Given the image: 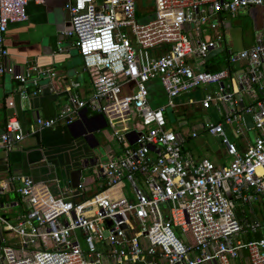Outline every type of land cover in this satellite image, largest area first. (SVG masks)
<instances>
[{
	"label": "built area",
	"instance_id": "1",
	"mask_svg": "<svg viewBox=\"0 0 264 264\" xmlns=\"http://www.w3.org/2000/svg\"><path fill=\"white\" fill-rule=\"evenodd\" d=\"M30 1L42 0H0V76L16 82L21 99L40 93L38 79L55 76L34 62L16 69L6 61L7 26L27 19ZM263 2L152 0L155 16L138 22L136 0H67L68 24L56 43L73 39L91 95L70 94L68 104L52 116H35L31 127L69 124L77 109H90L122 129L111 130L113 149L94 162L93 179L80 172L76 187L68 180L62 187L54 176L53 195L28 175L9 173L0 180V195L6 184L13 185L27 205L14 221L0 215L6 235H0V264H232L240 257L244 264H264V37L256 34L249 46L232 51L222 34L225 15ZM203 29L215 33L201 38ZM219 46L225 53L222 67L206 70L194 62ZM153 49L157 53L148 58L138 53ZM152 81L165 95L155 107L149 103ZM196 90H202L198 98L189 97ZM181 97L185 101L175 104ZM184 104L208 112L197 129L218 138L229 158L225 164L205 156L193 160L182 151L184 138L166 127L164 112ZM131 113L138 121L131 127L112 122ZM184 122L179 119L176 127ZM248 130L251 136L245 135ZM22 136L20 122L9 116L0 149H14ZM235 202L247 206L248 215L239 216ZM256 232L257 239L242 240Z\"/></svg>",
	"mask_w": 264,
	"mask_h": 264
},
{
	"label": "crops",
	"instance_id": "2",
	"mask_svg": "<svg viewBox=\"0 0 264 264\" xmlns=\"http://www.w3.org/2000/svg\"><path fill=\"white\" fill-rule=\"evenodd\" d=\"M66 1L42 0L38 3L28 2L25 8L27 19L23 22L9 23L5 33V45L8 51L7 63L13 65L16 69H20L25 62H34L40 67L53 70L55 76L50 79H38L40 93L26 99H21L16 94L15 81L6 76H0V131L3 129L6 119L14 115L20 122L23 134L22 138L15 143L14 149L8 152L0 149V180H5L9 173L28 175L36 181L45 183L49 192L53 195L58 193L54 182L51 180L54 176L60 179L59 184L63 187L68 182L67 170L78 167L83 160L87 162L83 168H92L95 161H104L113 149L110 142L104 148L101 160H98L95 156L83 158L92 154L91 150L98 145V140L94 135L96 131L109 125L105 115L101 114L103 116V119H101L99 117L100 113L90 109H77L76 114H71L72 120L69 125L59 122L49 128L31 127L36 114L43 117L52 116L63 105L68 104L70 94L80 99L89 98L91 95L90 80L82 68L81 57L73 44V39L63 37L59 40V45L56 43L60 31L68 24L69 14L64 6ZM141 7V0H136L137 20H139V17H144L147 20L148 16L145 15ZM224 18L226 24L222 34L224 38L230 36L228 40L225 41L226 38L224 39L227 49L233 51L249 46L256 34L264 37V2L261 5L241 8L233 16L225 15ZM211 32L205 37H210ZM59 46H61V50H58ZM221 46H224V44ZM221 46L209 51L212 52L211 55L218 52L224 53ZM141 51L139 50L138 53L144 58L157 53V50L153 49L149 50V53L144 56L141 55ZM222 55V60L218 64L211 63L206 58L201 64L202 68L211 70L209 67H213L216 70L222 67L225 53ZM208 56L209 54L205 57ZM148 85L150 105L155 107L163 104L165 95L157 81H152ZM156 85L160 89L161 100L152 97L151 89ZM201 91L196 90L189 97L198 98ZM182 101H185L184 97L174 99L175 104ZM187 105L190 104L175 105L173 112L189 117L196 116L197 109L195 111L190 109L187 112ZM203 112L208 113L205 110ZM122 119L118 118V120L112 122L121 121L129 127L138 122L132 113L129 118ZM201 122L193 125V130L196 131ZM171 128L174 129L172 126ZM190 133L187 137L190 136ZM199 133L200 131H197L195 136L194 145L196 146L204 143V139L200 137ZM207 136L211 137L210 135ZM84 137H86V140L83 139ZM68 144L72 146L67 147ZM63 145L65 146L62 147ZM183 151L193 160L202 156L207 157L206 155L193 154L189 150ZM219 153H216L217 157L214 155L213 159L209 158L215 165H223L229 160L220 150ZM9 192L12 196L9 195ZM253 209L255 210V208ZM26 210L27 205L19 199L13 190V185L4 194L0 195V215L5 219L14 221ZM0 235L6 236L1 226ZM244 263V257L232 260V264Z\"/></svg>",
	"mask_w": 264,
	"mask_h": 264
},
{
	"label": "rangeland",
	"instance_id": "3",
	"mask_svg": "<svg viewBox=\"0 0 264 264\" xmlns=\"http://www.w3.org/2000/svg\"><path fill=\"white\" fill-rule=\"evenodd\" d=\"M141 4H142V11L145 12V15L148 16V18H153L155 15H154V12L152 10V0H141ZM139 21L140 22H143L145 21V18L144 17H139ZM182 28H183V31L187 32V30L189 29V24L187 23H184L182 25ZM209 32L210 30L209 29H203L202 30V38H206L205 36L206 35H209ZM213 36V32L210 33V37ZM225 41L228 40V38H230V36H226L225 37ZM149 53V50H142L141 51V55H147ZM212 52H208L207 54H209L208 57H203V58H195L194 62L196 64H199L203 61L206 60V58L208 59L207 61H210L211 63H214V64H218L221 62L222 60V54H224L223 52H218L217 54L215 55H211ZM157 87V89H156ZM156 87L154 86L152 89H151V93H152V97L156 100H161V95H160V89L159 87L156 85ZM199 96V95H198ZM160 97V98H159ZM187 112L191 110L195 111V109H197V112L195 113L196 116H192V117H189V116H186V115H178V114H175L173 112V108H171L170 106H167L165 107V117L167 119V124H166V127H173L174 130H177V131H180L181 134L183 135V138H184V141L182 143V146H181V149L183 150H189L191 151V153L193 154H199V155H206L208 158L210 159H213L214 158V155L217 157L216 153L220 154L219 153V150L221 151V145L219 144V140L217 137H208L207 134L203 133V132H200L199 135L201 138H203V145H200V146H196L194 145V142L196 141L195 137H190L187 135H189L190 131L192 130L193 131V128L192 126L195 125L196 123L198 122H201V121H204L205 120V116H206V113L203 112L204 110L201 109L199 107V105L197 104H190V105H187ZM182 116V117H181ZM189 117V118H188ZM179 119H183L185 122L184 124H182L179 128L176 127V122L179 120ZM122 129V126L121 125H116V126H110V125H106L102 128H100L99 130L96 131V133L94 134L96 139L98 140V145L96 147H94L92 150H91V153L90 155L88 156H85L83 158H89V157H96L98 158V160H101L103 158V152H104V148L109 145L110 141H111V130H114V131H120ZM199 132L198 129H196L195 132ZM229 135L230 138H232V136L230 135V133H227ZM245 135L246 136H251L252 135V130H248L247 132H245ZM187 137V138H186ZM199 137V138H200ZM66 145V144H65ZM65 145H63L62 147H64ZM70 147L72 145H67V147ZM182 150V151H183ZM218 151V152H217ZM184 152V151H183ZM81 156V155H80ZM83 156V155H82ZM80 158V157H78ZM80 167V170H81V173L83 175V178H86L88 179V181L90 179H93V169L91 168H81V165L79 163V166ZM88 172H90L89 175ZM127 187V183H125L124 185V188ZM9 195L12 196L11 192H9ZM247 206H243L237 202H235V210L237 213H239V216H246L248 215L247 213ZM241 209L244 210L245 214H241L240 211ZM105 224L108 226L110 224L109 221H105ZM173 232L176 234V236L180 237L179 233H178V230L173 228ZM107 235V232L106 231H103L102 232V236L103 237H106ZM245 236H242V240H245L244 239ZM95 246L99 245L98 243H95ZM81 246H83V243L81 242ZM100 246V245H99ZM101 247V246H100Z\"/></svg>",
	"mask_w": 264,
	"mask_h": 264
},
{
	"label": "water",
	"instance_id": "4",
	"mask_svg": "<svg viewBox=\"0 0 264 264\" xmlns=\"http://www.w3.org/2000/svg\"><path fill=\"white\" fill-rule=\"evenodd\" d=\"M137 21L140 22L139 20H137ZM36 116H38V114H36ZM99 117L101 119H103V116L101 114L99 115ZM243 119L245 121L246 126L247 127H251V122H250L249 117L244 114L243 115ZM90 135H91V137H93L92 134H90ZM83 139L86 140V137H84ZM84 161H86V160H84ZM79 175H80V167L71 168V169H69V170L66 171V177L68 178V181H69L71 187H76L78 185ZM10 187H11L10 184H6V189L7 190L10 189ZM163 207H164V205H163Z\"/></svg>",
	"mask_w": 264,
	"mask_h": 264
},
{
	"label": "trees",
	"instance_id": "5",
	"mask_svg": "<svg viewBox=\"0 0 264 264\" xmlns=\"http://www.w3.org/2000/svg\"><path fill=\"white\" fill-rule=\"evenodd\" d=\"M205 69H208V68H205ZM209 69H211V70H214L215 68H210L209 67ZM260 236V234L258 233V232H256V233H254V234H247L245 237H244V239L245 240H249V239H257L258 237Z\"/></svg>",
	"mask_w": 264,
	"mask_h": 264
}]
</instances>
